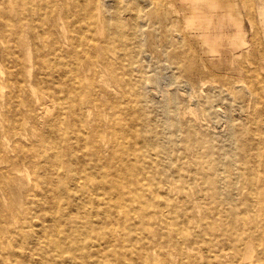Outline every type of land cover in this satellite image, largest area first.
<instances>
[{"label": "bare ground", "instance_id": "6f19581e", "mask_svg": "<svg viewBox=\"0 0 264 264\" xmlns=\"http://www.w3.org/2000/svg\"><path fill=\"white\" fill-rule=\"evenodd\" d=\"M182 1L232 80L163 0H0V264H264V49Z\"/></svg>", "mask_w": 264, "mask_h": 264}, {"label": "rangeland", "instance_id": "374dc122", "mask_svg": "<svg viewBox=\"0 0 264 264\" xmlns=\"http://www.w3.org/2000/svg\"><path fill=\"white\" fill-rule=\"evenodd\" d=\"M229 2L235 16L244 29L246 37H249L251 34H257L256 40H258L264 49V19L261 15V10H264V0H229ZM163 7L166 10L167 22L172 28L173 34L174 32L178 33L179 31H183L182 33L189 36L193 49L191 58L199 62H205L210 67H213L216 75L212 78L216 81L221 77H223L222 80H232L235 77L236 71L227 67L228 62L217 60L215 55L207 50V46L199 34L186 30L184 24V14L187 13L185 3L182 0H163ZM148 48L149 58H165L166 53L163 51L161 36L159 40L152 42ZM262 61L264 64V60ZM176 86H178V83L164 73L160 82L154 88L160 90L162 88ZM180 88L182 91H191L192 89L191 86L184 83L180 84Z\"/></svg>", "mask_w": 264, "mask_h": 264}]
</instances>
